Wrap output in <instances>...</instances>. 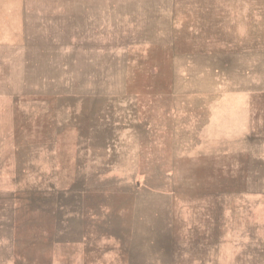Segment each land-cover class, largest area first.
I'll return each instance as SVG.
<instances>
[{"label": "rangeland", "instance_id": "374dc122", "mask_svg": "<svg viewBox=\"0 0 264 264\" xmlns=\"http://www.w3.org/2000/svg\"><path fill=\"white\" fill-rule=\"evenodd\" d=\"M0 264H264V0H0Z\"/></svg>", "mask_w": 264, "mask_h": 264}]
</instances>
